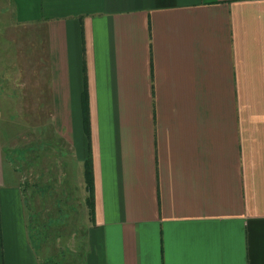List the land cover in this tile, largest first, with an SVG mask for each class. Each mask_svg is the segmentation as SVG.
<instances>
[{
    "label": "crops",
    "instance_id": "crops-1",
    "mask_svg": "<svg viewBox=\"0 0 264 264\" xmlns=\"http://www.w3.org/2000/svg\"><path fill=\"white\" fill-rule=\"evenodd\" d=\"M10 107L92 216L28 197ZM0 264H264V0H0Z\"/></svg>",
    "mask_w": 264,
    "mask_h": 264
},
{
    "label": "rangeland",
    "instance_id": "rangeland-1",
    "mask_svg": "<svg viewBox=\"0 0 264 264\" xmlns=\"http://www.w3.org/2000/svg\"><path fill=\"white\" fill-rule=\"evenodd\" d=\"M3 32H5V30ZM14 43L15 39L9 38V45L11 46ZM11 78L12 77L10 76L9 70V80ZM8 83L12 91L11 82L8 81ZM8 108L5 109L4 115L11 113V117L9 121V129H7L6 133H4V137L7 141L15 142L11 144L12 146L8 147L7 152L13 159L16 168H18L15 172L17 177L19 179L23 178V182L29 184L31 188L33 186V181L37 173V167L41 169L39 172L43 174L42 178L46 179L48 178L49 174V165H57V170L52 169L50 171V173L57 172V176L55 178H48L49 183H46V189L44 193L46 194V192L48 191V185H51L54 182V184H60V186L52 189V193L56 192L58 197L60 196L61 189L65 190L66 187L68 188V190H70L71 188L73 192L72 194H74L76 198L80 197L84 192L82 184V173L78 168L80 167V165L77 164L76 161L74 163L73 157L66 154V150L64 147L59 150L60 155H57L56 158L54 157L55 155H51L50 146L56 144L57 141L55 139L51 141L46 130L43 131L41 138H36L40 136L39 134H37L39 125L35 123L25 122L24 113L19 112L16 107H10V109ZM30 136L34 137L35 139L33 138L28 140L27 138H29ZM73 168L74 170H72ZM50 179H53V181ZM30 188L28 189V197L33 198L32 195L34 196V192L32 193V189ZM54 189H56V191H54ZM64 193H66V191H64ZM72 199L73 198H69L68 201H65L64 199L60 198H44V202L47 203L52 201V203H54L55 207L58 208V210H63L67 214H69L73 211L72 205H75V203L71 202ZM77 200L82 201L83 198H77ZM65 221L66 219H64V222ZM62 244L63 246L65 245V243Z\"/></svg>",
    "mask_w": 264,
    "mask_h": 264
},
{
    "label": "trees",
    "instance_id": "trees-1",
    "mask_svg": "<svg viewBox=\"0 0 264 264\" xmlns=\"http://www.w3.org/2000/svg\"><path fill=\"white\" fill-rule=\"evenodd\" d=\"M87 106H86V97L83 93L82 95V113H83V122L87 124ZM46 143V142H45ZM83 178H84V188L86 190L87 196L85 198V204L89 210V214L92 216L93 210H94V186H93V173H92V165H91V157L90 155L87 156V158L83 161ZM54 183V182H53ZM27 186L29 184L26 183ZM46 186H42L41 189L45 191ZM57 187V186H55ZM51 185H48L47 192L53 195H57V193H52V189L55 188ZM32 193L34 192L33 187H31ZM56 191V189H54ZM44 194V193H43ZM60 199H67V198H60Z\"/></svg>",
    "mask_w": 264,
    "mask_h": 264
}]
</instances>
